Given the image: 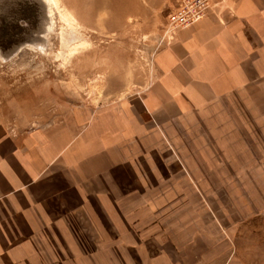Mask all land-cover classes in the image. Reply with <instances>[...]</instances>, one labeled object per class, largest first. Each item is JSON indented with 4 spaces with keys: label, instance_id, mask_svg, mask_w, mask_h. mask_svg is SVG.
I'll list each match as a JSON object with an SVG mask.
<instances>
[{
    "label": "crops",
    "instance_id": "obj_1",
    "mask_svg": "<svg viewBox=\"0 0 264 264\" xmlns=\"http://www.w3.org/2000/svg\"><path fill=\"white\" fill-rule=\"evenodd\" d=\"M228 6L176 29L145 93L76 107L68 129L0 153V264H221L222 248L224 264H264V0ZM176 125L193 177L223 196L184 203L180 225L132 181Z\"/></svg>",
    "mask_w": 264,
    "mask_h": 264
},
{
    "label": "rangeland",
    "instance_id": "obj_2",
    "mask_svg": "<svg viewBox=\"0 0 264 264\" xmlns=\"http://www.w3.org/2000/svg\"><path fill=\"white\" fill-rule=\"evenodd\" d=\"M60 1L71 23L57 13L52 28L38 5L0 4L1 154L23 139L34 145L44 135L68 129L76 107H100L145 93L157 78V52L180 25L181 0ZM17 22L31 30L44 28L42 38L20 31ZM175 128L157 129L134 163L132 181L135 190H145L140 202L166 204L158 214L180 225L184 203L195 213L198 200L212 208L223 196L211 189L213 180L193 177L192 162L181 156L183 134L179 125ZM202 133L203 138L208 132ZM203 181L208 190H197ZM216 213L229 217L227 211ZM225 249L221 264L230 254Z\"/></svg>",
    "mask_w": 264,
    "mask_h": 264
},
{
    "label": "built area",
    "instance_id": "obj_3",
    "mask_svg": "<svg viewBox=\"0 0 264 264\" xmlns=\"http://www.w3.org/2000/svg\"><path fill=\"white\" fill-rule=\"evenodd\" d=\"M230 0H181L177 20L180 25L195 23L217 7H229ZM178 26V27H179ZM177 27V28H178Z\"/></svg>",
    "mask_w": 264,
    "mask_h": 264
},
{
    "label": "water",
    "instance_id": "obj_4",
    "mask_svg": "<svg viewBox=\"0 0 264 264\" xmlns=\"http://www.w3.org/2000/svg\"><path fill=\"white\" fill-rule=\"evenodd\" d=\"M1 3H8V4L20 3L21 5L25 6L28 9H31L32 4H34V7H36L35 5H38L39 9L41 11V14L43 16L45 24L48 25V23H50L49 22V18L47 17V9L48 8H47V5L45 4V2L43 0H0V4ZM14 24H15L16 28L19 29L22 32H28V33H31V35L32 34H37L41 38H42V36L44 34V28L31 30V28H29V27L22 26L21 23H19V22L14 23ZM38 40H40V38ZM0 52L2 53L1 50H0ZM10 53H13V51H11Z\"/></svg>",
    "mask_w": 264,
    "mask_h": 264
},
{
    "label": "bare ground",
    "instance_id": "obj_5",
    "mask_svg": "<svg viewBox=\"0 0 264 264\" xmlns=\"http://www.w3.org/2000/svg\"><path fill=\"white\" fill-rule=\"evenodd\" d=\"M43 1L45 2V4L47 5V8H48L47 9V17L49 18V22H50L48 27L52 28V24H54V22L56 24L57 13H59L60 17L63 20L71 23L70 18H69V14L67 11H65V8H63L64 5L61 4L60 0H43ZM75 21H76V19H75ZM46 28H47V26H46Z\"/></svg>",
    "mask_w": 264,
    "mask_h": 264
}]
</instances>
